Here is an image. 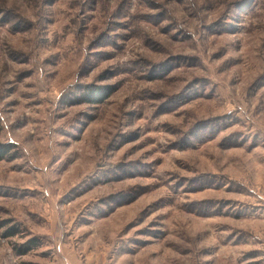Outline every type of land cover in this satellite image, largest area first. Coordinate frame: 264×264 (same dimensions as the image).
Here are the masks:
<instances>
[{"label": "rangeland", "instance_id": "obj_1", "mask_svg": "<svg viewBox=\"0 0 264 264\" xmlns=\"http://www.w3.org/2000/svg\"><path fill=\"white\" fill-rule=\"evenodd\" d=\"M0 144V264H264V0H0Z\"/></svg>", "mask_w": 264, "mask_h": 264}, {"label": "trees", "instance_id": "obj_2", "mask_svg": "<svg viewBox=\"0 0 264 264\" xmlns=\"http://www.w3.org/2000/svg\"><path fill=\"white\" fill-rule=\"evenodd\" d=\"M85 100H89V101H94V100H96V90H92V91H90V93L88 94V96H85ZM96 101H97V100H96ZM98 101H99V100H98ZM6 151H7V149H6L3 145L0 144V158L3 157V154H4ZM9 233L14 234L15 231L10 230ZM33 242H34V240H33V241H30V243H33ZM25 264H28V263H25Z\"/></svg>", "mask_w": 264, "mask_h": 264}]
</instances>
